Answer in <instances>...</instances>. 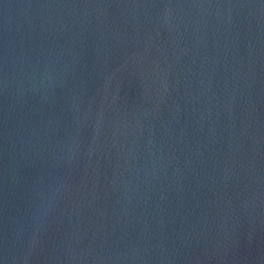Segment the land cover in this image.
I'll list each match as a JSON object with an SVG mask.
<instances>
[{
	"label": "water",
	"instance_id": "1",
	"mask_svg": "<svg viewBox=\"0 0 264 264\" xmlns=\"http://www.w3.org/2000/svg\"><path fill=\"white\" fill-rule=\"evenodd\" d=\"M0 264H264V0H0Z\"/></svg>",
	"mask_w": 264,
	"mask_h": 264
}]
</instances>
